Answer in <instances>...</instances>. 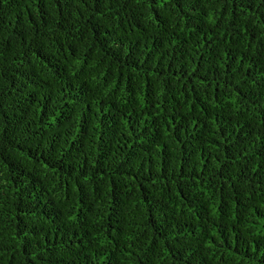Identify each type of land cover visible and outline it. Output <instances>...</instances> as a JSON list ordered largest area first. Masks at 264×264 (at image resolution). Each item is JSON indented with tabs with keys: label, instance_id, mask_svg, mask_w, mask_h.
<instances>
[{
	"label": "trees",
	"instance_id": "1",
	"mask_svg": "<svg viewBox=\"0 0 264 264\" xmlns=\"http://www.w3.org/2000/svg\"><path fill=\"white\" fill-rule=\"evenodd\" d=\"M0 264H264V0H0Z\"/></svg>",
	"mask_w": 264,
	"mask_h": 264
}]
</instances>
